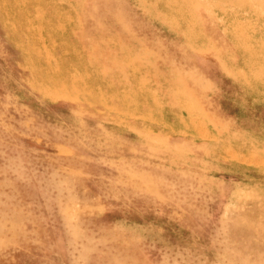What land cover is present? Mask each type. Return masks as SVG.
<instances>
[{
  "label": "rangeland",
  "instance_id": "1",
  "mask_svg": "<svg viewBox=\"0 0 264 264\" xmlns=\"http://www.w3.org/2000/svg\"><path fill=\"white\" fill-rule=\"evenodd\" d=\"M195 2L0 0V264H264V19Z\"/></svg>",
  "mask_w": 264,
  "mask_h": 264
},
{
  "label": "bare ground",
  "instance_id": "2",
  "mask_svg": "<svg viewBox=\"0 0 264 264\" xmlns=\"http://www.w3.org/2000/svg\"><path fill=\"white\" fill-rule=\"evenodd\" d=\"M49 1V0H48ZM57 1V0H56ZM64 1H66V0H64ZM176 1V0H175ZM187 1H196L195 3H197V2H201V1H205L206 2V4H209L210 3V6H212V8L214 9V12L216 13V15H219V16H221V18L222 19H225V18H233V19H235L236 17H243V18H246V16H249V14L251 15L252 13H255V11L256 12H258V9H259V11H260V15H259V18L261 19H264V6H261L260 4L259 5H256L255 4V7H254V3H256V1L255 0H183V2H187ZM82 2V1H81ZM140 2V1H139ZM258 2H260V0H258ZM58 3V2H57ZM80 3V2H79ZM78 3V4H79ZM72 4V3H71ZM77 4V5H78ZM135 4V3H134ZM137 4V3H136ZM258 4V3H257ZM81 5V4H80ZM144 5V4H143ZM201 5V4H200ZM54 6V5H53ZM52 6V7H53ZM139 6V5H138ZM174 7V6H173ZM204 7V6H203ZM62 8V7H61ZM197 8V7H196ZM63 9V8H62ZM70 9V8H69ZM78 9V8H77ZM195 10V9H194ZM204 11V10H203ZM50 12V11H49ZM74 12V11H73ZM77 12V11H76ZM145 12V11H144ZM150 12V11H149ZM143 13V12H142ZM65 14H67V13H65ZM78 14V13H77ZM153 14V13H152ZM175 14V13H174ZM145 15V14H144ZM156 15V14H155ZM78 16V15H77ZM153 16H154V14H153ZM149 17V16H148ZM198 17V16H197ZM200 17V16H199ZM198 17V18H199ZM160 18V17H159ZM161 19V18H160ZM80 20V19H79ZM118 20V19H117ZM156 20V19H155ZM159 20V19H158ZM203 20V19H202ZM229 20V19H228ZM204 21H205V19H204ZM233 21V20H232ZM153 22V21H152ZM157 22H159V21H157ZM156 22V23H157ZM229 22V21H228ZM160 23V22H159ZM163 23V22H162ZM205 23H207V22H205ZM237 23V22H236ZM165 24V23H164ZM238 24V23H237ZM82 25V24H81ZM212 25V24H211ZM162 26V25H161ZM167 26H168V24H167ZM176 26V25H175ZM17 27V26H16ZM80 27H82V26H80ZM171 28V27H170ZM258 29H263V31H264V24L262 23V25L260 26V27H257ZM80 29V28H79ZM244 28H242V30H243ZM245 30V29H244ZM167 31V30H166ZM169 31V30H168ZM248 31V30H247ZM255 31H256V29H255ZM64 32H65V34L66 35H71L72 33H74V27H70V26H68V27H65V29H64ZM172 32V31H171ZM176 32V31H175ZM131 33V32H130ZM75 35V34H74ZM131 35H132V33H131ZM176 35V34H175ZM252 35V34H251ZM37 37V36H36ZM76 37V36H75ZM80 37H82V36H79L78 38H80ZM134 37V36H133ZM184 37V36H183ZM182 37V38H183ZM242 37V36H241ZM101 38V37H100ZM108 38V37H107ZM210 38V37H209ZM263 38H264V36H263ZM89 39V38H88ZM108 39H112V38H108ZM101 41H103V40H101ZM108 41H111V40H108ZM114 42H115V40H114ZM134 42V41H133ZM137 42V41H136ZM142 42V41H141ZM140 42V43H141ZM182 42H184V41H182ZM105 43V42H104ZM103 43V44H104ZM116 43V42H115ZM123 43V42H122ZM255 43H256V41H255ZM107 44V43H106ZM138 44H139V42H138ZM223 44V43H222ZM125 45V44H124ZM185 45V44H184ZM107 46V45H106ZM110 46V45H109ZM189 46V45H188ZM93 47H95V46H93ZM119 47V46H118ZM126 47V46H125ZM83 48H84V46H83ZM90 48V47H89ZM88 48V49H89ZM140 48V47H139ZM143 48H145V47H143ZM187 48V47H186ZM99 49V48H98ZM105 49V48H104ZM124 49H127V48H124ZM138 49V48H137ZM188 49V48H187ZM209 49V48H208ZM207 49V50H208ZM96 50V49H95ZM110 50V49H109ZM148 50V49H147ZM185 50V49H184ZM227 50V49H226ZM124 51H126V50H124ZM140 50H138V52H139ZM191 51V50H190ZM212 51H215V50H212ZM111 52V51H110ZM114 52V51H113ZM144 52V51H143ZM154 52V51H153ZM197 52V51H196ZM208 52V51H207ZM140 53V52H139ZM156 53V52H155ZM199 53V52H198ZM215 53V52H214ZM97 54H99V53H97ZM116 54V53H115ZM114 54V55H115ZM146 54V53H145ZM153 54V53H152ZM200 54V53H199ZM232 54V53H231ZM88 55H91V54H88ZM110 55V54H109ZM108 55V56H109ZM112 55V54H111ZM122 55V54H121ZM123 55H124V53H123ZM125 55H127V54H125ZM129 55H131L130 53H129ZM133 55V54H132ZM95 56V55H94ZM101 56H102V54H101ZM108 56H106V57H108ZM128 56V55H127ZM133 56H136L135 54L133 55ZM137 56H139V55H137ZM142 56V55H141ZM87 57V56H86ZM104 57V56H103ZM129 57V56H128ZM147 57V56H146ZM257 57V56H256ZM122 58H123V56H122ZM156 58V57H155ZM161 58V57H160ZM215 58H216V56H215ZM222 58H224V57H222ZM232 58V57H231ZM261 59H262V57H260ZM259 58V59H260ZM90 59V58H89ZM104 59H107V58H104ZM128 59V58H127ZM149 59V58H148ZM218 59V58H217ZM264 59V58H263ZM87 60V59H86ZM92 60V59H91ZM155 60V59H154ZM162 60V59H161ZM224 60V59H223ZM238 60V59H237ZM105 61V60H104ZM138 61V60H137ZM145 61V60H144ZM220 61V60H219ZM89 62V61H88ZM96 62V61H95ZM100 62V61H99ZM98 62V63H99ZM110 62V61H109ZM112 62V61H111ZM129 62V61H128ZM131 62H132V60H131ZM140 62V61H139ZM138 62V63H139ZM149 62V61H148ZM92 63V62H91ZM106 63H108V62H106ZM156 63V62H155ZM165 63V62H164ZM222 63V62H221ZM100 64V63H99ZM126 64V63H125ZM150 64V63H149ZM152 64V63H151ZM171 64H172V62H171ZM219 64H220V62H219ZM138 65V64H137ZM154 65V64H153ZM164 65V64H163ZM170 65V64H169ZM173 65V64H172ZM95 66V65H94ZM139 66V65H138ZM223 66V65H222ZM92 67H93V65H92ZM115 67H116V65H115ZM128 67V66H127ZM164 67V66H163ZM224 67V66H223ZM96 68V67H95ZM145 68V67H144ZM143 68V70H145ZM148 68V67H147ZM168 68H170V67H168ZM173 68H175V67H173ZM104 69H105V67H104ZM124 69V68H123ZM122 69V70H123ZM128 69H129V67H128ZM167 69V68H166ZM222 69V68H221ZM125 70V69H124ZM177 70V69H176ZM118 71V70H117ZM121 71V70H120ZM126 71V70H125ZM124 71V72H125ZM165 71L166 70H164V72H163V74L165 73ZM225 71V70H224ZM226 71L228 72V70L226 69ZM230 71V70H229ZM127 72V71H126ZM151 72V71H150ZM158 72V71H157ZM182 72V71H181ZM231 72V71H230ZM229 72V73H230ZM106 73V72H105ZM145 73V72H144ZM156 73V72H155ZM184 73V72H183ZM120 74H122V73H120ZM154 74V73H153ZM152 72H151V77H152ZM158 74V73H157ZM157 74L155 75V76H157ZM186 74H187V72H186ZM228 74V73H227ZM115 75V74H114ZM131 75V74H130ZM160 75H162V74H160ZM160 75H159V77H160ZM183 75V74H182ZM104 76V75H103ZM106 76V75H105ZM113 76V75H112ZM132 76V75H131ZM143 76H144V74H143ZM164 76H165V74H164ZM164 76H162L163 78V80H164ZM172 76V75H171ZM130 77V76H129ZM145 77V76H144ZM148 77H149V74H148ZM185 77V76H184ZM71 78V77H70ZM117 78V77H116ZM190 78V77H189ZM123 79H126V78H123ZM159 79V78H158ZM168 79V78H167ZM184 79V78H183ZM120 80H122V79H120ZM128 80H129V78H128ZM172 80V79H171ZM233 80V79H232ZM110 81V80H109ZM134 81V80H133ZM136 81V80H135ZM152 81V80H151ZM154 81V80H153ZM169 81V80H168ZM168 81H166V82H168ZM179 81V80H178ZM185 81V80H184ZM234 81V80H233ZM110 82H112V81H110ZM192 82H194V81H192ZM206 81H204V83H205ZM154 83V82H153ZM157 83V82H156ZM161 83V82H160ZM179 83V82H178ZM237 83V82H236ZM112 84V83H111ZM139 84H140V82H139ZM155 84V83H154ZM163 84V83H162ZM201 84V83H200ZM206 84V83H205ZM209 83L207 82V85H208ZM120 85V84H119ZM131 86V85H130ZM161 86V85H160ZM162 87H164V86H162ZM161 87V88H162ZM167 87H168V85H167ZM202 87V86H201ZM206 87V86H205ZM179 88H182V87H179ZM207 88V87H206ZM209 88V87H208ZM158 89V88H157ZM168 89V88H167ZM170 90V89H169ZM168 90V91H169ZM180 90V89H179ZM192 90V89H191ZM160 91V90H159ZM177 91V90H176ZM158 92V91H157ZM161 92V91H160ZM184 92V91H183ZM177 93V92H176ZM180 93H181V90H180ZM106 94V93H105ZM165 94V93H164ZM168 94H170V93H168ZM165 95H167V94H165ZM180 95V94H179ZM195 95V94H194ZM245 95V94H244ZM203 96V95H202ZM174 97V96H173ZM188 97V96H187ZM204 97V96H203ZM208 97V96H207ZM9 98V97H8ZM72 99V98H71ZM170 99V98H169ZM174 99V98H173ZM189 99V98H188ZM200 99V98H199ZM198 99V100H199ZM133 100V99H132ZM72 101V100H71ZM201 101V100H200ZM177 103V102H176ZM180 103V102H179ZM201 104V103H200ZM114 105V104H113ZM188 105H189V103H188ZM202 105V104H201ZM203 106V105H202ZM176 107V106H175ZM174 108V107H173ZM179 108V107H178ZM177 109V108H176ZM136 110H138V109H136ZM180 110V109H179ZM205 111V110H204ZM207 112V111H206ZM129 114V113H128ZM205 115V114H204ZM207 115V114H206ZM80 118V117H79ZM210 119V118H209ZM211 120V119H210ZM182 121V120H181ZM212 121H213V119H212ZM82 122V121H81ZM228 122V121H227ZM107 123H109V122H107ZM208 123V122H207ZM112 124V123H111ZM215 124V123H214ZM216 125V124H215ZM222 125H224V124H222ZM119 126V125H118ZM220 126V125H219ZM224 127H226V126H224ZM111 128V127H110ZM177 128V127H176ZM211 128H212V126H211ZM179 128H177L176 130H178ZM220 129V128H219ZM214 130V129H213ZM198 131H200V130H198ZM221 131V130H220ZM219 132V131H218ZM226 132H227V130H226ZM235 132V131H234ZM246 132V131H245ZM133 133V132H132ZM137 133V132H136ZM204 133H205V131H204ZM236 133V132H235ZM240 133H242V131L241 132H239V135H240ZM156 134H158V132L156 133ZM217 134V133H216ZM247 134H248V132H247ZM247 134H245V136L247 135ZM154 135V134H153ZM152 135V136H153ZM232 135V134H231ZM137 136V135H136ZM140 136H141V134H140ZM161 136V135H160ZM164 136V135H163ZM204 136V135H203ZM227 136V135H226ZM244 136V138H246ZM223 137V136H222ZM229 137H230V135H229ZM232 137H233V135H232ZM241 137V136H240ZM141 138V137H140ZM156 138V137H155ZM228 138V137H227ZM242 138V137H241ZM244 138L242 139V140H244ZM142 139V138H141ZM157 139V138H156ZM160 139H163V138H160ZM220 139H222L223 140V138H220ZM229 139V138H228ZM232 139V138H231ZM240 139V138H239ZM249 139V138H248ZM145 140V139H144ZM241 140V139H240ZM246 140V139H245ZM253 140V139H252ZM150 141H151V139H150ZM149 141V142H150ZM161 141H164V140H160V142ZM167 141V140H166ZM193 141V140H192ZM153 143H154V141H152ZM226 142V141H225ZM235 142V141H234ZM240 142V141H239ZM242 142V141H241ZM144 143H146V142H144ZM192 143H194V142H192ZM224 143V142H223ZM236 143V142H235ZM237 143H238V141H237ZM262 143H263V141H262ZM155 144V143H154ZM157 144V143H156ZM165 144V143H164ZM229 144V143H228ZM150 145V144H149ZM152 145V144H151ZM150 145V146H151ZM158 145V144H157ZM167 145V144H166ZM225 145V144H224ZM236 145V144H235ZM240 145V144H239ZM256 145V144H255ZM59 146V145H58ZM57 146V147H58ZM118 146V145H117ZM175 146V145H174ZM238 146V145H237ZM246 146V145H245ZM258 146H260V145H258ZM154 147V146H153ZM243 147V146H242ZM237 149H239L238 147H236ZM246 148H247V151H248V147L246 146ZM59 149V148H58ZM57 149V150H58ZM68 149V148H67ZM245 149V148H244ZM254 149V148H253ZM69 150V149H68ZM243 150V149H242ZM246 150V149H245ZM171 151V150H170ZM227 151V150H226ZM230 151V150H229ZM228 151V152H229ZM239 151V150H238ZM246 151V152H247ZM251 151V150H250ZM227 152V153H228ZM59 154V153H58ZM181 154V153H180ZM184 154V153H183ZM188 154V153H187ZM246 154V153H245ZM248 154V153H247ZM70 155H71V153H70ZM254 156V155H253ZM256 156V155H255ZM82 158V157H81ZM247 158V157H246ZM211 160V159H210ZM213 160V159H212ZM253 160V159H252ZM181 161V160H180ZM217 161V160H216ZM207 162V161H206ZM205 162V163H206ZM262 162V161H261ZM211 163H212V161H211ZM210 163V164H211ZM231 163V162H230ZM230 165V164H229ZM172 166V165H171ZM174 166V165H173ZM176 168V167H175ZM264 168H262V170H263ZM188 170V169H187ZM259 171V170H258ZM230 172H232V171H230ZM260 172H261V170H260ZM188 173H190V172H188ZM132 175V174H131ZM204 176V175H203ZM132 177V176H131ZM209 179V178H208ZM213 179V178H212ZM215 180H217V179H215ZM212 181V180H211ZM239 184H241L242 185V183H239ZM249 185V184H248ZM146 188V187H145ZM148 188V187H147ZM156 190V189H155ZM248 194V193H247ZM254 195V194H253ZM252 196V195H251ZM247 197V196H246ZM250 197V196H249ZM251 198V197H250ZM255 198V197H254ZM252 199V198H251ZM248 200V199H247ZM77 206V205H76ZM101 207V206H100ZM103 207V206H102ZM95 208V207H94ZM98 212H100V210L98 211ZM2 240V239H1ZM3 246V245H2Z\"/></svg>",
  "mask_w": 264,
  "mask_h": 264
}]
</instances>
